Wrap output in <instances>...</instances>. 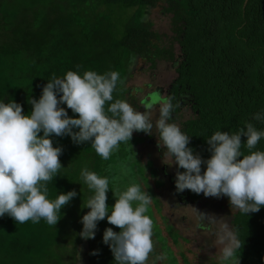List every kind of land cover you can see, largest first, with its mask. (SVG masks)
I'll list each match as a JSON object with an SVG mask.
<instances>
[{
  "label": "trees",
  "instance_id": "1",
  "mask_svg": "<svg viewBox=\"0 0 264 264\" xmlns=\"http://www.w3.org/2000/svg\"><path fill=\"white\" fill-rule=\"evenodd\" d=\"M156 7L172 14L183 55L177 83L190 87L198 111L190 122L197 129L193 136L236 132L246 122L264 129V123L253 119L264 109V0H0V100L15 99L28 113V100L39 99L47 80L70 70H92L117 71L121 80L112 102L127 101L126 83L139 59L155 65L157 59L173 61L177 56L148 17ZM54 139L63 146L60 160L65 168L48 182L49 199L72 189L78 196L62 209L56 226L43 219L17 224L7 215L0 217V264H80L82 257L85 264H114L103 237L99 243L96 238L109 227L107 218L99 222L94 239L78 235L81 216L89 211L81 210L82 198L92 193L75 182L86 167L108 177L115 190V178L104 168L109 160L97 155L90 143ZM257 149L264 150V139ZM233 228L241 244L235 259L264 264V207L249 216L238 211Z\"/></svg>",
  "mask_w": 264,
  "mask_h": 264
},
{
  "label": "clouds",
  "instance_id": "2",
  "mask_svg": "<svg viewBox=\"0 0 264 264\" xmlns=\"http://www.w3.org/2000/svg\"><path fill=\"white\" fill-rule=\"evenodd\" d=\"M120 80L117 71L81 74L70 70L63 77L47 80L39 99L28 100L32 105L28 113L15 99L0 100V217L7 215L17 224L43 219L56 226L64 215L62 209L78 196L72 189L49 199L48 182L65 168L60 160L63 146L54 138L70 137L76 145L90 143L97 155L108 160L121 143L131 142L134 132L156 136L162 162L177 169V193L190 190L205 197H227L232 209L247 216L264 207V150L257 149L264 129L246 122L236 132L216 131L205 139L211 155L204 158L190 146L191 135L170 122L174 113L171 99L161 102L155 123L147 108L138 111L125 100L112 102ZM253 119L264 123V109L253 114ZM128 171L122 168L124 174ZM75 182L87 185L92 193L87 200L82 198L81 210L89 211L81 216L83 227L78 235L94 239L99 222L107 218L120 229L107 227L102 238L113 253L114 264H148L154 248V222L146 215L152 203L149 191L133 182L117 195L108 177L86 167ZM110 189L116 200L109 212ZM200 219L215 223L211 214L204 213ZM219 241L224 245L219 264H240L235 259V251L241 247L238 237L226 230Z\"/></svg>",
  "mask_w": 264,
  "mask_h": 264
},
{
  "label": "rangeland",
  "instance_id": "3",
  "mask_svg": "<svg viewBox=\"0 0 264 264\" xmlns=\"http://www.w3.org/2000/svg\"><path fill=\"white\" fill-rule=\"evenodd\" d=\"M148 17L153 21L154 30L162 35L165 45L172 44L176 52L180 51L181 47L175 40V34L172 30V14H166L161 7H156L151 9ZM175 76L176 69L172 61L157 59L156 64L153 65L150 61L139 59L127 80V95L129 97L127 102L136 110L145 111L146 107L140 105V98L144 91L150 90L152 86L157 84L168 86ZM137 89H143L142 93ZM134 97L137 98V101L134 100ZM147 109L151 113L153 123H155V120L159 118V109L157 107ZM149 153H153L152 157L156 159L157 153L154 146L150 145L148 141L135 144V140H131V142L121 143L118 151H114L108 159L109 163L104 165L105 172L115 178V184L112 187L115 188L117 195L133 182L139 183L143 190L149 191V194L152 195V203L146 215L150 216L154 222L152 235L154 248L150 253L148 264H219L221 249L224 246L220 243L219 236L226 230L234 233L232 225H228L227 220H224V212L221 214V211L218 214L215 223L212 225V230L192 227L190 221H184L181 218L185 210L176 211V214L173 215L174 212L166 201V194H160L157 190L160 198L165 201H163L161 211L156 193L148 181L147 168L149 166L146 164V160L149 158ZM104 161L107 160L104 159ZM125 167L129 170L127 174L122 172V168ZM98 169L101 170L100 167ZM111 195L114 199L109 198V201L114 204L116 197L114 193ZM230 209L229 215L236 211V209ZM163 213L166 218L171 217L168 222L170 221L174 228L180 232H178L179 234L162 217ZM109 227H113L116 231L114 225H109ZM102 237V233L97 235L96 238H99L97 243ZM159 256H163L164 259H156ZM85 263L88 261L82 257L80 264Z\"/></svg>",
  "mask_w": 264,
  "mask_h": 264
},
{
  "label": "flooded vegetation",
  "instance_id": "4",
  "mask_svg": "<svg viewBox=\"0 0 264 264\" xmlns=\"http://www.w3.org/2000/svg\"><path fill=\"white\" fill-rule=\"evenodd\" d=\"M172 62L176 69V76L171 80L168 86L157 84L152 86L150 90L146 92L144 91L143 96L141 95L140 98V105L142 104L146 108L157 107L159 109L162 101L171 99L174 105V113L173 120L170 122L177 123L182 131L191 135L190 146H192L195 151L199 152L204 158H208L211 153L208 151V145L205 140L206 137L204 135L203 137H194L193 135L196 134L197 129L192 130V125H190V122L198 113L195 109L196 101L194 95L190 91L188 85L177 83V80L182 76L178 71L183 62V55L180 51L177 52V56ZM137 90L141 93L143 91V89ZM134 100L137 101V98L134 97ZM153 131L155 132V130ZM132 140H135V144H141L148 141L150 145L154 146V150L157 153L156 159L152 157L153 153H149V158L146 160V164L149 166L147 168L148 181L152 186L153 191L156 193V199L159 202L161 211L164 200L160 198L161 196L158 193L166 194V201H168L169 207L173 210V215L176 214V211L185 210V213L181 218L184 221H190L192 227L195 226L202 230H212L213 223H210L207 220H201L200 217L204 213H207L213 215L216 219L221 211V214L224 212V220H227L226 222L228 225H232L233 227V219L238 210L229 215L231 206L227 197H205L203 194H196L190 190H185L183 193H177L175 189V174L177 169L175 166L170 167L162 162L161 150L157 147L156 136L148 135L144 132H134ZM181 171H183V169H181ZM157 190L158 193L156 192ZM162 217L174 228L170 221L168 222L171 217L166 218L164 213L162 214ZM175 230L177 233L179 232L177 229Z\"/></svg>",
  "mask_w": 264,
  "mask_h": 264
}]
</instances>
